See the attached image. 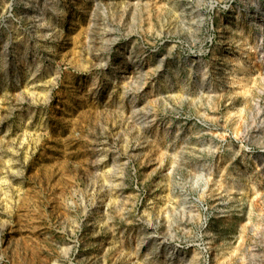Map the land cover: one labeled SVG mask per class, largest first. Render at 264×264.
Instances as JSON below:
<instances>
[{
    "label": "rangeland",
    "instance_id": "374dc122",
    "mask_svg": "<svg viewBox=\"0 0 264 264\" xmlns=\"http://www.w3.org/2000/svg\"><path fill=\"white\" fill-rule=\"evenodd\" d=\"M0 264H264V0H0Z\"/></svg>",
    "mask_w": 264,
    "mask_h": 264
}]
</instances>
